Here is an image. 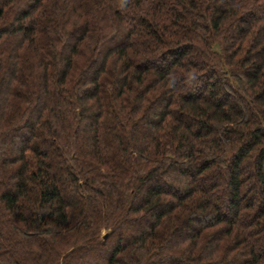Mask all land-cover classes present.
Here are the masks:
<instances>
[{
	"label": "trees",
	"instance_id": "trees-1",
	"mask_svg": "<svg viewBox=\"0 0 264 264\" xmlns=\"http://www.w3.org/2000/svg\"><path fill=\"white\" fill-rule=\"evenodd\" d=\"M0 264H264V0H0Z\"/></svg>",
	"mask_w": 264,
	"mask_h": 264
}]
</instances>
